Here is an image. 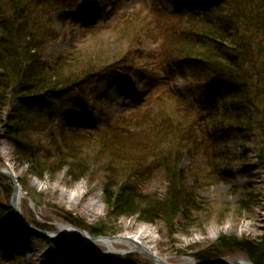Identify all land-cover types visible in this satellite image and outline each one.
<instances>
[{
  "label": "trees",
  "instance_id": "obj_1",
  "mask_svg": "<svg viewBox=\"0 0 264 264\" xmlns=\"http://www.w3.org/2000/svg\"><path fill=\"white\" fill-rule=\"evenodd\" d=\"M75 1L0 0V132L4 131L16 161L26 167L24 176L40 179L43 172L53 175L65 169L74 181L82 179L91 163L88 145L96 141L105 153L102 201L109 219L127 217L149 224L160 219L168 238L175 234L174 227L196 226L193 222L216 206L204 198L198 200L196 189L231 185L234 175L227 168L234 161L240 163L239 177L246 185L239 193L230 188L231 195L237 194L232 208L237 213L254 208V171L245 162L249 152L244 158L230 159L221 145L230 137L252 143L256 166L264 170V0L224 4L204 0L195 11L168 16L153 6H140L133 14L121 15L109 29H121L125 40L137 32L139 44L158 41L153 52L142 51L145 43L135 47L126 41L129 50L124 55H112L113 60L104 52L103 57L93 56L76 44L84 35L105 28L83 27L71 29L75 44L50 58L47 50L66 34L62 27L69 25L62 11ZM141 60H150L151 66H161L167 74L175 68L174 78L199 85V94L185 97L163 83L157 93L128 105L106 125L91 122L96 114L91 105L101 102L97 89L107 84L104 76L111 74L113 81L124 82L134 70H145ZM34 132L47 134L46 149L31 143L29 136ZM196 151L205 162L200 179L182 168L184 158ZM158 170L167 182L162 199L143 193L140 187ZM10 195L9 180L0 174V226L22 229L9 206ZM224 205L218 208L225 209ZM105 228L96 223L89 233L115 235ZM28 234L23 237L47 242ZM18 238H0V264H29L20 255L12 256L10 246ZM80 251L102 258L95 251ZM217 253L243 255L252 264H264V232L256 238L220 236L196 258L215 261L220 258Z\"/></svg>",
  "mask_w": 264,
  "mask_h": 264
},
{
  "label": "rangeland",
  "instance_id": "obj_2",
  "mask_svg": "<svg viewBox=\"0 0 264 264\" xmlns=\"http://www.w3.org/2000/svg\"><path fill=\"white\" fill-rule=\"evenodd\" d=\"M199 1L203 2L204 0H82L76 5L67 6L62 11L63 18L68 17L67 24H69L66 27H62V31L65 29L67 32L50 45L47 54L50 58H54L59 52L67 49L69 45L75 44L76 38H71L70 36V32L72 33L71 29L77 31L83 22L89 23L87 20H91V22L97 21L98 10L101 8L103 9L102 15H106L107 20L109 18L108 15L118 17L119 13L117 14V12L119 10L124 11L123 15L133 14L134 11L131 9L140 6H158L161 14L168 16L169 13L176 11H195L196 8L198 9ZM226 1L223 0L222 4ZM84 12L89 14L86 16ZM98 21L101 23L106 22L101 18ZM56 26L58 28L61 27L60 25ZM120 30L113 32L107 27L106 29H101L99 33H89L84 35L76 45L82 47L89 54L92 53L93 56L103 57L101 52H104V56H107L109 60L113 58L112 55H124L129 50L126 41L135 47L145 43L141 48L142 51H145V54L153 52L158 45V41L154 40L143 41L142 44H139V41L135 39L137 32L131 34L129 40H125L120 36ZM73 34L81 37L77 32ZM142 36H144V33H142ZM144 37L141 39H145ZM141 62H145V70L133 71L132 76L127 77L121 84L120 81H112L114 76H111V74L105 76L107 84L97 89L101 96L98 101L101 102L91 105L96 112L94 118L90 119L91 122L106 125L109 120L120 115L128 105L131 106L141 102L144 95L157 93L151 92V89L153 86H157L154 90L157 91L160 86L158 84L166 83L170 87L178 89L181 94L187 97H195L199 94V85L174 78L175 68L167 74L164 72L163 67L159 66L156 69L151 66L150 60H141ZM85 120L87 122L88 118H85ZM3 133L4 131L0 132L1 165L13 174L18 185L19 181L23 182L22 186L19 185L25 195L20 201L19 210L21 214L27 221L40 224L42 228L38 229L43 231V233L56 234L55 236L52 235L55 238V244H52L49 237H43L47 240V242H43L40 239H31L30 236L23 237V235L29 234L22 229L0 227V238H4L5 241L19 235V238L14 240L12 245V252L14 251L15 254L11 255L14 257L20 255L29 264H112L109 263L111 260L116 264H154L146 253L140 250L130 252L125 245L117 244L113 250H109L95 242L91 243V245L74 243L69 238L57 234L58 229L62 226H73L77 230L87 232L92 236L89 233V227L96 223H102V225H106L105 229L116 232L115 235L99 237H112L120 234L131 235L141 230L145 233L144 242L152 250L154 257L167 258L168 264H186L185 262L183 263L186 258L197 262L196 255L214 244L220 236L235 235L239 239L256 238L264 232V171L256 166L254 147L243 144L242 141H236L232 137L221 145V149L225 153L228 152L226 154L229 155L230 159L241 155L244 158L246 156L245 151H250L245 162L254 171L253 182H255L254 187L256 189L254 197L257 200L255 207L248 212L239 213L234 212V208H232L237 194L231 195L229 193L230 188H236L238 190L237 193H239L246 185V180L244 181V179L239 177L240 163L234 161L227 168H231L234 175L231 185L201 186L196 189V198L198 200L204 198L209 205L215 204L216 206L207 209L205 216H202L197 221L195 220L196 222L193 223L196 226L190 227V225H187L185 229L183 226L174 227L173 231H175V234L168 238L167 229L163 226V222L160 219L153 224H149L137 222L134 220L135 218L122 217L118 220H113L106 217L107 209L102 201V185L105 181V168L107 165L105 164V153L100 151L96 141L88 145V149L90 148L88 150L89 161L91 163L89 166L84 164L86 168L89 167L87 176L74 181L68 173L66 174L64 169L53 175L43 172V176L37 179L24 176L26 167L23 164H19L11 154V146L6 137L3 136ZM46 135L44 132H34L29 136V140L39 149H46L48 146ZM240 146L242 151L239 150ZM189 151H192V147H190ZM204 164L202 154L196 151L192 157L187 156L184 158L182 168L189 169L190 174L196 173L200 179ZM191 181L190 179L187 184L191 183ZM9 184L12 194V183L10 180ZM2 185L5 184L3 183ZM140 187L143 193L154 194L156 199H162L166 194L167 182L163 172L158 170L149 181L140 185ZM74 191H78V193ZM73 196H77V199L72 201ZM31 198H34L35 202ZM223 204H225V209L218 208ZM86 208H89V210H86ZM177 218L179 219L176 221H181L180 217ZM80 248L95 251L102 258L84 256ZM179 253L185 254L180 255ZM217 254L220 258L210 262L220 260L223 262L246 261L243 255L226 256L223 255L224 253ZM47 255L48 258L44 260Z\"/></svg>",
  "mask_w": 264,
  "mask_h": 264
},
{
  "label": "bare ground",
  "instance_id": "obj_3",
  "mask_svg": "<svg viewBox=\"0 0 264 264\" xmlns=\"http://www.w3.org/2000/svg\"><path fill=\"white\" fill-rule=\"evenodd\" d=\"M0 166L3 167V165H1V163H0ZM74 192L78 193V191H74ZM18 194H19L18 195L19 196L18 197V207H19L20 206V201L25 195L21 191H19ZM76 199H77V196H73L72 201L76 200ZM86 210H89V208H86ZM22 218H23V220H26L24 217H22ZM76 229L77 228H74L73 226H62V227H60L58 229L57 234L62 235L63 237L69 238L70 240L82 242L80 244H84V245H91V243H94V242L89 240V236L90 235L87 232H80V231H77ZM52 235L55 236L56 234H54V233L52 234L51 233L49 235L51 243L55 244V238ZM104 238L105 239H102V240L97 241L95 243H98V244L106 247L109 250H113L115 248V245H117V244L125 245V246H127L128 251H130V252H137L138 250H140V251L144 250L148 254H150V255H152L154 257V254H153L152 250L149 247H147L146 242H144L145 233L142 232L141 230L140 231H136L135 233H133L131 235H121L120 234V235H117V236L104 237ZM52 240H54V241H52ZM65 251H67V249H65ZM186 259L183 261V263L185 262L186 264H205V263H201V262H196L193 259H187V260ZM245 259H246V261H244V260L236 261V262H233V264H249V263H247L249 260L247 258H245ZM160 261H162V262L167 264V258H159V257L156 258L154 264H161Z\"/></svg>",
  "mask_w": 264,
  "mask_h": 264
},
{
  "label": "water",
  "instance_id": "obj_4",
  "mask_svg": "<svg viewBox=\"0 0 264 264\" xmlns=\"http://www.w3.org/2000/svg\"><path fill=\"white\" fill-rule=\"evenodd\" d=\"M0 174L3 175L4 177H6L7 179L10 180V182L12 183V194H11V197H10V207L11 209L13 210V212L15 213V216L16 218L18 219V221L25 226L24 222H23V219L21 217V213H20V210H19V207H18V193L19 191H21V188L19 187V185L17 184L16 182V179L15 177L13 176V174L6 168L4 167H1L0 166ZM22 192V191H21ZM77 230V229H76ZM77 231H80V232H84V231H81V230H77ZM39 232V231H37ZM41 233V232H39ZM102 239H105L104 237H94V236H89V240L92 241V242H97V241H100ZM75 243H82V242H78V241H73ZM142 251V250H141ZM144 253H146L147 255H149L148 257L150 258V260L155 263V260L156 258L153 257L152 255L148 254L146 251H142ZM161 264H166L162 261H160ZM249 264H252L251 262H247Z\"/></svg>",
  "mask_w": 264,
  "mask_h": 264
}]
</instances>
